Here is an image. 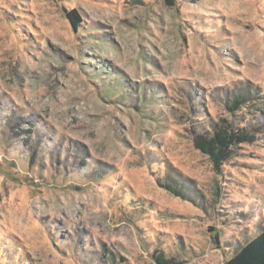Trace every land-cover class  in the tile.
I'll return each instance as SVG.
<instances>
[{
  "label": "rangeland",
  "instance_id": "rangeland-1",
  "mask_svg": "<svg viewBox=\"0 0 264 264\" xmlns=\"http://www.w3.org/2000/svg\"><path fill=\"white\" fill-rule=\"evenodd\" d=\"M263 229L264 0H0V264H226Z\"/></svg>",
  "mask_w": 264,
  "mask_h": 264
},
{
  "label": "trees",
  "instance_id": "trees-1",
  "mask_svg": "<svg viewBox=\"0 0 264 264\" xmlns=\"http://www.w3.org/2000/svg\"><path fill=\"white\" fill-rule=\"evenodd\" d=\"M66 16L72 26L78 28L81 19L77 10L74 8L70 9L66 13ZM239 99L240 100L237 99L233 102L232 107H236V104H240L243 97ZM232 138V135L225 136L222 133H218L213 137L210 136V138L202 137L201 146L203 150L211 156L216 166L220 161L222 146H227ZM165 188L175 196H182L180 191L169 184H166ZM156 261L158 264L169 263V261L162 258L161 255L156 258ZM226 264H264V229L240 246L234 255L227 260Z\"/></svg>",
  "mask_w": 264,
  "mask_h": 264
},
{
  "label": "water",
  "instance_id": "water-1",
  "mask_svg": "<svg viewBox=\"0 0 264 264\" xmlns=\"http://www.w3.org/2000/svg\"><path fill=\"white\" fill-rule=\"evenodd\" d=\"M216 242H218V241L216 240Z\"/></svg>",
  "mask_w": 264,
  "mask_h": 264
}]
</instances>
